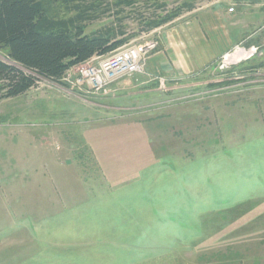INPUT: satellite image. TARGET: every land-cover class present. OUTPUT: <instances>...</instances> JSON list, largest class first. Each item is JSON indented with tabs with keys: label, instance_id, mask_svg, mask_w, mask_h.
Returning <instances> with one entry per match:
<instances>
[{
	"label": "rangeland",
	"instance_id": "374dc122",
	"mask_svg": "<svg viewBox=\"0 0 264 264\" xmlns=\"http://www.w3.org/2000/svg\"><path fill=\"white\" fill-rule=\"evenodd\" d=\"M44 1L115 50L156 47L99 91L77 81L93 56L0 99V264H264V21L255 46L168 78L147 72L146 19L210 0Z\"/></svg>",
	"mask_w": 264,
	"mask_h": 264
},
{
	"label": "trees",
	"instance_id": "16d2710c",
	"mask_svg": "<svg viewBox=\"0 0 264 264\" xmlns=\"http://www.w3.org/2000/svg\"><path fill=\"white\" fill-rule=\"evenodd\" d=\"M184 8L147 18L143 31L160 27L194 6ZM83 19L81 13L66 19L49 17L44 0H0V47L6 48L8 57L18 65L0 60V99L26 93L37 76L57 80L70 67L126 43V38H118L111 29L83 34Z\"/></svg>",
	"mask_w": 264,
	"mask_h": 264
},
{
	"label": "crops",
	"instance_id": "0c3cea01",
	"mask_svg": "<svg viewBox=\"0 0 264 264\" xmlns=\"http://www.w3.org/2000/svg\"><path fill=\"white\" fill-rule=\"evenodd\" d=\"M229 7L235 8L230 12ZM263 21L264 0H210L155 29L160 50L149 60L147 72L190 77L236 45L255 46L250 33ZM245 52L237 50L236 58Z\"/></svg>",
	"mask_w": 264,
	"mask_h": 264
},
{
	"label": "built area",
	"instance_id": "2783aa9c",
	"mask_svg": "<svg viewBox=\"0 0 264 264\" xmlns=\"http://www.w3.org/2000/svg\"><path fill=\"white\" fill-rule=\"evenodd\" d=\"M156 42L146 37L142 42L113 51L110 55L98 56L94 64L78 67V82H86L91 90L106 88L119 78L143 72L148 54L154 51Z\"/></svg>",
	"mask_w": 264,
	"mask_h": 264
}]
</instances>
